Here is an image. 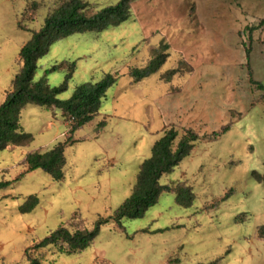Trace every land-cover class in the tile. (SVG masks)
<instances>
[{
	"label": "rangeland",
	"instance_id": "obj_1",
	"mask_svg": "<svg viewBox=\"0 0 264 264\" xmlns=\"http://www.w3.org/2000/svg\"><path fill=\"white\" fill-rule=\"evenodd\" d=\"M82 1L98 10L118 0ZM56 6V0H0V104L19 70L20 48ZM263 18L264 0H138L119 26L54 42L33 79L59 86L65 70L47 71L74 62L58 100L105 74L118 78L97 115L71 134L57 109L27 105L21 111V129L33 140L0 151V182H10L0 189V264H27V254L41 264H264V188L252 177L264 173V92L248 80L250 72L264 85V24L250 42L248 34ZM163 44L164 64L134 82L129 70L143 68ZM172 69L179 73L166 82ZM226 125L229 130L212 141V132ZM171 127L179 134L191 129L199 141L159 183H185L193 205L180 207L172 193H162L143 217L117 227L109 217L131 194L154 142ZM63 141L61 182L26 170L27 154ZM29 196L38 205L20 214ZM99 219L108 222L79 254L32 248L61 226L90 230Z\"/></svg>",
	"mask_w": 264,
	"mask_h": 264
},
{
	"label": "trees",
	"instance_id": "obj_2",
	"mask_svg": "<svg viewBox=\"0 0 264 264\" xmlns=\"http://www.w3.org/2000/svg\"><path fill=\"white\" fill-rule=\"evenodd\" d=\"M138 0H118L115 4L93 9L82 0H56L57 6L43 20L41 28L32 32L28 41L20 48L18 61L19 70L10 83L5 93L4 101L0 104V151L8 146L26 147L32 140V135L22 131L20 126L21 111L27 105H35L48 110L57 109L65 122L71 124L70 134L78 128L89 123L97 115L101 107V101L107 90L113 87L117 74H105L99 81L84 83L78 86L72 96L65 101L58 100L59 94L67 89V83L71 78L75 63H60L52 66L47 72L65 70L64 81L59 86H49L46 77L34 81L37 61L49 51L50 46L61 39L74 34L100 33L112 27H117L129 19L131 6ZM32 3V8L36 7ZM264 24V18L252 28H249V42L251 33ZM167 44L161 48H155L153 57L143 68H131L129 76L132 80L140 81L152 74L164 64L168 54ZM250 47L246 48V57ZM179 73L178 69H172L165 73V81ZM250 84L264 92V85L255 82L248 73ZM264 103V94L260 97ZM105 126L103 120L99 127ZM230 128V125L221 127L217 132H212V141L220 138ZM199 141V136L191 129L184 130L181 134L173 127L165 130L163 135L152 145L150 157L139 166L132 192L122 204L114 211L109 219L119 228L124 219H139L145 212L157 203L162 193H172L175 204L189 208L193 205L195 195L192 188L183 182L174 185H160L163 176L170 174L180 162L188 157ZM67 142V141H66ZM66 142H58L47 151H35L27 154L23 165L27 171L41 170L53 181L63 180V168L65 165L64 149ZM71 143V142H69ZM255 182L264 188V173H252ZM10 182H0V189H5ZM38 205L36 196H29L18 208L20 214H28ZM108 222L107 219H99L94 227L88 229H76L70 231L67 227H59L50 232L41 241L35 243L34 249H42L52 246L58 252L66 255H76L88 248L98 235L99 228ZM259 237H264V226L261 227ZM27 264H41L37 258H31L28 254ZM217 261L208 264H217Z\"/></svg>",
	"mask_w": 264,
	"mask_h": 264
},
{
	"label": "crops",
	"instance_id": "obj_3",
	"mask_svg": "<svg viewBox=\"0 0 264 264\" xmlns=\"http://www.w3.org/2000/svg\"><path fill=\"white\" fill-rule=\"evenodd\" d=\"M47 127H48L49 129H52L53 127H55V123H54V122H48V123H47ZM56 129H57V127H56ZM55 135H56V133H55Z\"/></svg>",
	"mask_w": 264,
	"mask_h": 264
}]
</instances>
